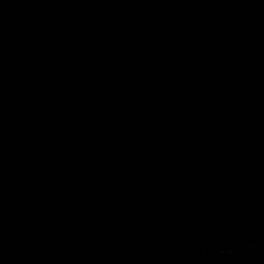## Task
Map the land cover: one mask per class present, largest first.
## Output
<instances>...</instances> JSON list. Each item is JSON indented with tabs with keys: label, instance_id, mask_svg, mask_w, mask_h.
Wrapping results in <instances>:
<instances>
[{
	"label": "water",
	"instance_id": "1",
	"mask_svg": "<svg viewBox=\"0 0 264 264\" xmlns=\"http://www.w3.org/2000/svg\"><path fill=\"white\" fill-rule=\"evenodd\" d=\"M0 264H264V0H0Z\"/></svg>",
	"mask_w": 264,
	"mask_h": 264
}]
</instances>
